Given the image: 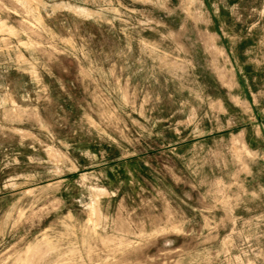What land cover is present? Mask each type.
Wrapping results in <instances>:
<instances>
[{
  "label": "rangeland",
  "instance_id": "obj_1",
  "mask_svg": "<svg viewBox=\"0 0 264 264\" xmlns=\"http://www.w3.org/2000/svg\"><path fill=\"white\" fill-rule=\"evenodd\" d=\"M0 264H264V0H0Z\"/></svg>",
  "mask_w": 264,
  "mask_h": 264
}]
</instances>
